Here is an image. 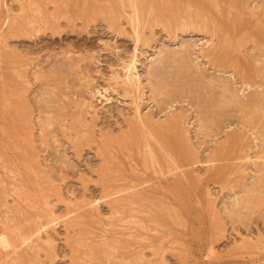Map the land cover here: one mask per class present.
Instances as JSON below:
<instances>
[{
    "label": "rangeland",
    "instance_id": "rangeland-1",
    "mask_svg": "<svg viewBox=\"0 0 264 264\" xmlns=\"http://www.w3.org/2000/svg\"><path fill=\"white\" fill-rule=\"evenodd\" d=\"M132 2L0 0V264H264V0Z\"/></svg>",
    "mask_w": 264,
    "mask_h": 264
},
{
    "label": "bare ground",
    "instance_id": "bare-ground-1",
    "mask_svg": "<svg viewBox=\"0 0 264 264\" xmlns=\"http://www.w3.org/2000/svg\"><path fill=\"white\" fill-rule=\"evenodd\" d=\"M133 0H128V2H129V4L130 5H132V2ZM232 1V0H231ZM234 1V0H233ZM238 1V0H237ZM237 4V3H236ZM174 5V4H173ZM148 6V5H147ZM248 6V5H247ZM146 7V6H145ZM195 10V9H194ZM168 11V10H167ZM193 11V10H192ZM137 12V11H136ZM135 12V13H136ZM158 13V12H157ZM172 13V12H171ZM175 13V12H174ZM151 15V14H150ZM176 16V15H175ZM178 18V17H177ZM186 18V17H185ZM172 21V20H171ZM173 22H175V20L173 21ZM135 25H137V24H135ZM177 26H178V24H177ZM198 28V27H197ZM225 44V43H224ZM222 46V45H221ZM222 48H224V47H222ZM222 48H220L221 50H222ZM227 48V47H226ZM225 48V50H228V49H226ZM222 51H224V50H222ZM224 52H226V51H224ZM228 54V52H226V54H221L222 56L223 55H225V57H227V59L225 58V61L226 60H230L231 62H234L235 61V59L234 58H232V57H229V55H227ZM230 54V53H229ZM237 54V53H236ZM134 58V57H133ZM216 59H218V60H220V61H224V60H222V58H221V56H219L218 55V53H217V56L215 57ZM214 58V59H215ZM130 62V61H129ZM130 64V65H129ZM129 64H127V67H128V65H129V69L130 70H127L126 72L128 73V72H130L131 74H129L128 76H132L134 73V70L136 69V60H135V58L134 59H132V61L129 63ZM125 67H126V65H125ZM180 68V67H179ZM127 73H125V75L127 74ZM134 75H136L135 77H137V82L139 81L140 82V79H139V75L138 74H134ZM128 76H125V77H128ZM132 77H134V76H132ZM135 77L132 79V78H129V79H131L132 81L133 80H135ZM126 79H128V78H126ZM125 80V79H124ZM130 80V81H131ZM129 80H126V82H128ZM129 83V82H128ZM127 83V84H128ZM131 83V82H130ZM129 83V84H130ZM135 85H134V84ZM132 84V86H136V82H132L131 83ZM130 84V85H131ZM141 84V82L138 84L137 83V85H140ZM137 87V86H136ZM140 87V86H139ZM139 87H137V88H139ZM135 88V87H134ZM137 88H135V89H137ZM46 89V88H45ZM138 90V89H137ZM134 92V91H133ZM14 97V96H13ZM15 98V97H14ZM12 99V98H11ZM257 100V99H256ZM259 101V100H258ZM12 102V101H11ZM234 106V105H233ZM137 108V107H136ZM207 112V111H206ZM137 113V112H136ZM138 114V113H137ZM252 116V115H251ZM253 117V116H252ZM14 118V117H13ZM173 120V119H172ZM140 123H142V122H140ZM262 140H263V143H264V131H263V135H262ZM181 147V146H180ZM9 190V189H8ZM19 192V191H18ZM5 194V193H4ZM19 199V198H18ZM260 199V198H259ZM34 200V199H33ZM20 213V212H19ZM15 217V216H14ZM13 217V218H14ZM30 221V220H29ZM48 221V220H47ZM46 221V222H47ZM49 223H51L50 221H49ZM35 224H36V222L34 221V223H33V225L31 226V228L34 226L35 228L37 227H39V226H41V225H39V226H35ZM48 224V222L47 223H45V224H43L45 227H46V225ZM37 225V224H36ZM42 225V226H43ZM44 226L43 227H41V228H44ZM19 228V227H18ZM31 228H29V229H31ZM34 228V229H35ZM37 228H36V230L34 231L33 230V228L30 230V231H26L25 230V232L23 233V232H19L18 230H20V229H18V230H16V231H13L12 233V240H13V242H12V246H13V249H11V250H14V248H16L17 246H19L21 243H26L27 245L30 243V244H33V243H31V240H33L32 239V237H36L37 235H35L34 233L35 232H38L39 233V231H41V228H40V230H39V228H38V231H37ZM23 229V228H22ZM33 230V231H32ZM43 230V229H42ZM34 235V236H33ZM36 239V238H35ZM38 239V238H37ZM36 239V240H37ZM35 240V241H36ZM85 240V239H84ZM11 241V240H10ZM29 242V243H28ZM34 242V241H33ZM35 243V242H34ZM8 245V247H9V244H8V240H6V236L4 237V235L2 234V233H0V245ZM4 246V247H5ZM32 246H34V245H32ZM3 247V246H2ZM7 247V248H8ZM13 252V251H12ZM17 254V253H16ZM19 256H21V255H19ZM20 258V257H19Z\"/></svg>",
    "mask_w": 264,
    "mask_h": 264
}]
</instances>
